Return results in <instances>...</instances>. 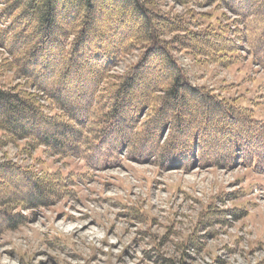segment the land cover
I'll use <instances>...</instances> for the list:
<instances>
[{"label": "trees", "instance_id": "trees-1", "mask_svg": "<svg viewBox=\"0 0 264 264\" xmlns=\"http://www.w3.org/2000/svg\"><path fill=\"white\" fill-rule=\"evenodd\" d=\"M172 1L222 4L232 18L227 21L241 27L236 40L229 36L235 30L224 14L213 21L211 14L193 11L167 18L152 10L153 0H0V23H8L0 28V48L10 57L3 67L24 80L22 86L0 88V140L27 139L58 157L80 158L87 168L116 166L125 156L164 169L188 170L196 162L226 170L241 163L264 174V121L236 99H219L205 87H193L172 55L177 48L225 67L238 60L239 39L264 70V0ZM101 6L119 8L140 29L118 37L123 23L104 18ZM103 20L107 33L98 26ZM134 51L141 53L138 61L118 82L115 78L104 86L111 69ZM154 65L166 73L149 83L150 76L142 72ZM137 84L144 88L135 93ZM30 87L38 94L27 92ZM39 99L48 103L50 114ZM186 101L203 106L204 114L176 109ZM2 165L0 186L9 183L7 172L33 194L14 192L0 200V235L28 220L11 213L9 205L41 207L56 194L53 185L25 169ZM57 186L63 191L61 181Z\"/></svg>", "mask_w": 264, "mask_h": 264}, {"label": "rangeland", "instance_id": "rangeland-1", "mask_svg": "<svg viewBox=\"0 0 264 264\" xmlns=\"http://www.w3.org/2000/svg\"><path fill=\"white\" fill-rule=\"evenodd\" d=\"M153 3L152 10L167 18L193 11L211 14L213 21L224 14L225 23L235 30L229 34L233 40L236 28L241 29L227 21L231 15L219 3V9L172 0ZM99 8L103 17L123 23L118 37L140 29L134 18L122 16L119 8ZM7 24L1 21L0 28ZM98 26L101 33H107L106 20ZM236 43L239 58L225 67L177 48L172 55L193 87H205L219 99H236L255 119L264 121V70L253 63L243 41ZM140 54L134 51L119 60L104 86L115 78L118 82V76L124 75ZM9 59L7 51L0 48L3 90L24 84L13 70L4 69ZM161 68L154 65L142 73L148 74L152 83L157 74L166 73ZM143 88L137 84L134 92ZM26 91L38 94L32 87ZM39 104L48 106L43 99ZM47 108L43 112L50 114V106ZM176 109L197 117L204 114V107L193 101L179 103ZM9 163L53 185L56 194L41 207L8 206L11 213H21L28 220L0 235V264H264V174L241 163L226 170L201 167L196 162L188 170L164 169L124 156L116 166L95 169L87 168L80 158L53 155L27 139L14 143L0 140V165ZM4 176L10 180L0 186V200L14 192L33 194L14 175L5 172ZM60 181L63 191L57 186ZM83 222L86 227L81 229Z\"/></svg>", "mask_w": 264, "mask_h": 264}, {"label": "bare ground", "instance_id": "bare-ground-1", "mask_svg": "<svg viewBox=\"0 0 264 264\" xmlns=\"http://www.w3.org/2000/svg\"><path fill=\"white\" fill-rule=\"evenodd\" d=\"M84 216V215H83ZM86 217V216H85ZM86 224L83 222L82 224H81V229H83V228H85L86 226H85Z\"/></svg>", "mask_w": 264, "mask_h": 264}]
</instances>
